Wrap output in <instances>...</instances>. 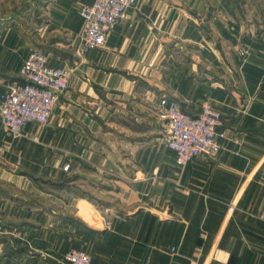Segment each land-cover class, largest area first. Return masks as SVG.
<instances>
[{
	"label": "crops",
	"instance_id": "crops-1",
	"mask_svg": "<svg viewBox=\"0 0 264 264\" xmlns=\"http://www.w3.org/2000/svg\"><path fill=\"white\" fill-rule=\"evenodd\" d=\"M86 1H30L47 14L33 31L0 21V98L34 47L71 69L49 123L15 144L22 167L0 160V264H65L71 248L91 264H264V0H138L81 54ZM207 95L221 150L180 167L159 99L197 112Z\"/></svg>",
	"mask_w": 264,
	"mask_h": 264
},
{
	"label": "built area",
	"instance_id": "built-area-1",
	"mask_svg": "<svg viewBox=\"0 0 264 264\" xmlns=\"http://www.w3.org/2000/svg\"><path fill=\"white\" fill-rule=\"evenodd\" d=\"M138 0H92L83 2L79 14L83 18L80 47L83 51L103 47L115 25L127 16ZM71 70L66 65H53L49 54L33 49L20 68V76L11 82L0 98V114L4 128L13 137L24 134L29 125L46 124L60 96L67 89ZM166 118L165 141L176 153L183 167L199 155L215 156L221 146L217 129L222 125V112L210 102L199 113L180 107L164 96L159 99ZM69 164L64 166L68 170ZM1 231V225H0ZM67 264H91L92 255L81 248H71L65 255Z\"/></svg>",
	"mask_w": 264,
	"mask_h": 264
},
{
	"label": "rangeland",
	"instance_id": "rangeland-1",
	"mask_svg": "<svg viewBox=\"0 0 264 264\" xmlns=\"http://www.w3.org/2000/svg\"><path fill=\"white\" fill-rule=\"evenodd\" d=\"M30 1L33 2V0H0V21H7V22H3L5 25L6 24H11V22H20L23 26L22 30L25 31V32H28V31H33L35 30V23L37 21H35L34 19H37V17L40 16V19H43V17H46L47 14H45V11H44V8L41 7L40 8V13H38V10H35L33 7H29V3ZM32 6H34L32 4ZM83 19V18H82ZM2 23V22H0ZM37 24V23H36ZM2 31H5L4 29H1L0 30V33ZM1 40V38H0ZM41 40V43L43 41V37L41 36L39 38V41ZM206 39L203 40V46L206 45ZM80 43V42H79ZM33 49H42L44 50L43 48H41L40 46H37V47H34L32 48ZM78 51L82 54L86 53V52H89L91 50H88V51H83L80 47V44L78 45ZM31 50V51H32ZM92 50H95V49H92ZM238 52H239V55L242 59V62L243 63H246L248 60H249V50H248V46L246 44H242L240 45L239 49H238ZM31 53V52H30ZM30 53L27 55V57L30 55ZM25 57V59L27 58ZM24 59V60H25ZM23 60V62H24ZM23 64V63H22ZM66 65V64H64ZM63 66V64H62ZM67 67H69L68 65H66ZM70 68V67H69ZM71 70V69H70ZM71 75V73H70ZM18 76H20V69L18 71ZM19 79V78H18ZM16 81V80H15ZM11 82H9L7 84V86L10 84ZM69 85V83H68ZM68 88V87H67ZM67 90V89H66ZM65 90V91H66ZM64 91V92H65ZM63 92V93H64ZM177 102V101H176ZM206 102H210L212 104V106L216 109H218L219 111H221L213 102V98L209 95H207L204 99H202V102H201V107H200V110L197 111V112H192V113H199L201 112L202 110V107H203V104L206 103ZM179 104V102H178ZM158 105H159V117L160 119H162L164 122H165V125L166 127H168V123H167V120L166 118L163 116V113H162V108L158 102ZM180 105V104H179ZM181 107V106H180ZM222 112V111H221ZM222 125H224V115H223V112H222ZM49 123V121L47 122ZM38 125L40 127H44L45 125ZM37 125V124H36ZM221 125V126H222ZM220 126V127H221ZM218 127V129L220 128ZM0 160L2 161H5V162H8L10 164H12L15 168L17 167H22V165L24 164V157H23V154L19 153L18 151H15V144L17 143L18 140H21V139H26V131L24 132L23 135L21 136H18V137H11L10 134L8 133V131L4 128L3 126V123H2V119H1V114H0ZM217 129V140L218 142L220 143L219 139H218V135L220 134ZM221 135H223V133H221ZM166 136V132H165V135L164 137ZM164 143L166 145L167 148H169L166 144V141L164 140ZM220 146H221V143H220ZM170 149V148H169ZM221 150V149H220ZM220 152V151H219ZM219 154V153H218ZM218 154H216L215 156H217ZM75 156V155H73ZM175 161H176V154H175ZM177 163V162H176ZM188 163V162H187ZM186 163V164H187ZM66 164H69L70 167L68 170H65L64 169V166ZM75 165H76V160H75V157H70L69 161H67L66 163H64L63 165V170L66 171V173H64V175L62 174V176H64V178H68L70 180H72L75 176ZM178 165V164H177ZM180 166V165H179ZM181 167V166H180ZM184 167V166H183ZM47 177H50V176H47ZM26 179V178H25ZM74 180V179H73ZM73 184H75V180L73 181ZM48 187V186H47ZM49 189V187H48ZM47 197V196H46ZM53 199L54 196L52 197ZM51 201V200H50ZM57 202V206H66L67 208H70L71 210L74 209V206H73V203H74V200L72 198H68L65 196V199H62V200H55ZM100 221V220H99ZM67 254V253H66ZM65 254V255H66ZM65 255L62 259V262L67 264L65 262Z\"/></svg>",
	"mask_w": 264,
	"mask_h": 264
}]
</instances>
